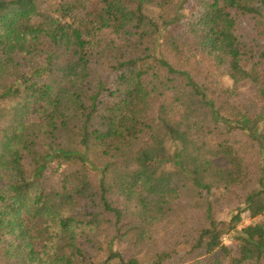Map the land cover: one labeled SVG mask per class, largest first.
Returning <instances> with one entry per match:
<instances>
[{"label": "trees", "instance_id": "16d2710c", "mask_svg": "<svg viewBox=\"0 0 264 264\" xmlns=\"http://www.w3.org/2000/svg\"><path fill=\"white\" fill-rule=\"evenodd\" d=\"M0 264H264V0H0Z\"/></svg>", "mask_w": 264, "mask_h": 264}, {"label": "rangeland", "instance_id": "374dc122", "mask_svg": "<svg viewBox=\"0 0 264 264\" xmlns=\"http://www.w3.org/2000/svg\"><path fill=\"white\" fill-rule=\"evenodd\" d=\"M219 216H221V215H219ZM246 223H248V220H246V221L244 222V224H246ZM222 243H226V244H228V245H230V246L233 245L231 242H229L228 235H225V238L222 240Z\"/></svg>", "mask_w": 264, "mask_h": 264}]
</instances>
